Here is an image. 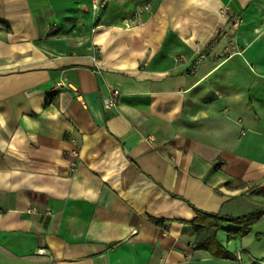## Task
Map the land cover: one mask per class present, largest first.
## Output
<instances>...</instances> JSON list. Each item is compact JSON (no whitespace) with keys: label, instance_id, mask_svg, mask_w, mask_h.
<instances>
[{"label":"crops","instance_id":"1","mask_svg":"<svg viewBox=\"0 0 264 264\" xmlns=\"http://www.w3.org/2000/svg\"><path fill=\"white\" fill-rule=\"evenodd\" d=\"M107 3L0 0V264H264V217L218 231L239 260L192 228L264 209V0ZM48 13L75 43H46Z\"/></svg>","mask_w":264,"mask_h":264},{"label":"trees","instance_id":"2","mask_svg":"<svg viewBox=\"0 0 264 264\" xmlns=\"http://www.w3.org/2000/svg\"><path fill=\"white\" fill-rule=\"evenodd\" d=\"M221 163L222 161H217L214 164V169L218 168ZM193 209L196 213V218L192 222V228L196 232L194 248L207 250L215 258L230 260L237 259V256L227 250L218 240V231L223 230L244 237L264 217V209L239 216L209 213L196 207Z\"/></svg>","mask_w":264,"mask_h":264},{"label":"rangeland","instance_id":"3","mask_svg":"<svg viewBox=\"0 0 264 264\" xmlns=\"http://www.w3.org/2000/svg\"><path fill=\"white\" fill-rule=\"evenodd\" d=\"M69 7L72 9V8H75L76 6L74 4H71V6H69ZM86 12H88V10H86ZM93 15L94 14H92V19L94 17ZM84 16H85L84 18H86L87 20L90 19L89 14L84 13ZM47 17L49 18V19H47V22L50 25L49 26V29L50 30L47 32L48 34L46 36V43H48L49 46H51L52 48H54L60 42H62L61 45L63 44L64 46L66 44L68 45L70 43L71 44L75 43V41L77 39H72L70 37L72 36L71 31L74 28V26L76 25V23L75 24L73 23V24L67 25V24H64L62 22V20H59V21H56L55 20V21H53L52 19H50L51 16L49 15V13L47 14ZM84 25H85V22L82 25V29H80V30H82L81 32H83V33H84V30H85L83 28ZM78 33H80V32H78ZM68 38H70V39H68ZM226 237H227L226 234L223 235V238H224V241H225L224 244L225 245H227V243L228 244L230 243V245L233 244V242H232L233 239L228 240ZM239 238H241V237H239ZM247 246L249 247V249L251 250V252L253 253V255H256L259 260H261V261L264 262V235L261 236L260 239H257L255 237H253L252 238V241L247 243ZM236 255H237V259H238V255H240V258H241V253L240 252H237Z\"/></svg>","mask_w":264,"mask_h":264},{"label":"built area","instance_id":"4","mask_svg":"<svg viewBox=\"0 0 264 264\" xmlns=\"http://www.w3.org/2000/svg\"><path fill=\"white\" fill-rule=\"evenodd\" d=\"M92 3V10L94 13L97 11H102L106 9L108 3L107 0H91ZM150 12V5L149 4H143L140 5L137 9L133 10L130 16H127L123 21H122V26L124 29L126 28H133L136 26H140V24L143 23V15L147 14ZM206 55L204 53L199 55V59L203 60ZM121 96V92L118 88H114L110 90L107 95H105L102 99V103L104 106L105 110H112L115 109V107L118 106L119 104V98ZM38 253H47L46 247L40 246L37 249ZM238 259L240 258V255H238Z\"/></svg>","mask_w":264,"mask_h":264}]
</instances>
